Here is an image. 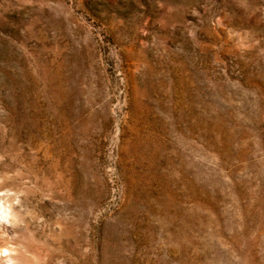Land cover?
<instances>
[{"label":"rangeland","instance_id":"374dc122","mask_svg":"<svg viewBox=\"0 0 264 264\" xmlns=\"http://www.w3.org/2000/svg\"><path fill=\"white\" fill-rule=\"evenodd\" d=\"M0 264H264V0H0Z\"/></svg>","mask_w":264,"mask_h":264}]
</instances>
